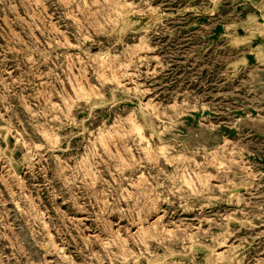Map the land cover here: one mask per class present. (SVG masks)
Masks as SVG:
<instances>
[{"label": "rangeland", "instance_id": "obj_1", "mask_svg": "<svg viewBox=\"0 0 264 264\" xmlns=\"http://www.w3.org/2000/svg\"><path fill=\"white\" fill-rule=\"evenodd\" d=\"M0 264H264V0H0Z\"/></svg>", "mask_w": 264, "mask_h": 264}]
</instances>
